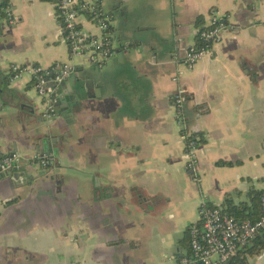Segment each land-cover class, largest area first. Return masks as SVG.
I'll use <instances>...</instances> for the list:
<instances>
[{
  "label": "crops",
  "instance_id": "crops-1",
  "mask_svg": "<svg viewBox=\"0 0 264 264\" xmlns=\"http://www.w3.org/2000/svg\"><path fill=\"white\" fill-rule=\"evenodd\" d=\"M83 1L110 18L118 54L94 66L101 98H86L76 122H48L30 77L13 81L9 68L92 65L70 57L55 0H7L16 23L1 22L0 85H11L0 95V160H33L42 133L61 153L47 169L31 161L53 180H0V264H178L203 199L260 218L250 193L264 190V0ZM212 10L229 29L190 69L187 48ZM79 22L98 34L89 16ZM180 86L201 137V183L186 170L172 101ZM249 264H264V251Z\"/></svg>",
  "mask_w": 264,
  "mask_h": 264
},
{
  "label": "built area",
  "instance_id": "built-area-1",
  "mask_svg": "<svg viewBox=\"0 0 264 264\" xmlns=\"http://www.w3.org/2000/svg\"><path fill=\"white\" fill-rule=\"evenodd\" d=\"M55 11L64 29V43L69 49L70 57H87L90 63L102 69L104 64L118 54L115 37L111 31L110 18L106 16L99 4L83 0H55ZM0 35L3 18L9 24L16 23L7 0H0ZM87 15L96 22L97 35L85 34L79 18ZM226 17L212 10L208 23L198 31L197 43L187 48L184 64L192 69L201 60L212 58L213 47L219 43L228 31ZM58 67L64 75H55ZM78 65L65 63L46 69L41 66L12 65L9 73L12 80H21L29 76L34 83L38 97L44 100L42 117L53 122L59 117L57 102L62 95L57 82L73 75ZM176 123L185 144L187 156L186 170L196 183L202 182L197 152L201 137L191 128L186 114L188 103L187 90L180 86L172 97ZM22 159L18 153L8 154L0 160V175L9 171L15 162ZM35 164L47 169L53 164V157L39 154L33 158ZM262 215L256 220L238 221L219 207L211 206L206 200L199 205V224L188 228L189 252L178 259V264H227L235 258L242 248L251 247L256 238L264 233V196L261 198Z\"/></svg>",
  "mask_w": 264,
  "mask_h": 264
},
{
  "label": "water",
  "instance_id": "water-1",
  "mask_svg": "<svg viewBox=\"0 0 264 264\" xmlns=\"http://www.w3.org/2000/svg\"><path fill=\"white\" fill-rule=\"evenodd\" d=\"M121 56H125L124 53H121ZM101 74L102 73L99 70L95 69L93 65L92 68H79L78 66L76 72L73 75L64 77L63 81L60 83L57 82V85L62 91V95L56 105L57 112L59 114H62L65 120L76 122L78 111H80V109H82V107L85 105L86 98H96V96L100 98L102 97V90L96 89V82L94 79L96 75ZM55 75H64L60 67H58V69L56 70ZM7 79L8 77L3 78L5 84L0 85V95L3 93L5 87L9 88L11 85L10 81H7ZM42 135L43 133L40 135L36 142V151L39 154L42 153L46 156L58 157L61 153L60 148L50 147L48 138ZM54 144H57V140L54 141ZM62 144V147H64L65 144L63 142ZM14 153L15 152H12V154ZM33 167L34 166L31 161L25 160V158L22 157L21 160L13 164V167L9 171L0 175V180L7 179L13 183H16L22 178H26L27 183H33L36 181V173L38 176L46 175L48 180L54 179V176L51 177L50 175H48L49 173L46 170H44V172L40 174L41 172L38 173L37 168Z\"/></svg>",
  "mask_w": 264,
  "mask_h": 264
},
{
  "label": "trees",
  "instance_id": "trees-1",
  "mask_svg": "<svg viewBox=\"0 0 264 264\" xmlns=\"http://www.w3.org/2000/svg\"><path fill=\"white\" fill-rule=\"evenodd\" d=\"M2 15L0 11V16ZM200 111V110H199ZM202 113L206 111H200ZM220 165L224 166H232V163L229 162H223L220 163ZM250 196L252 197V201L256 206H259L261 208V198L264 196V190L262 191H252L250 193ZM230 202V201H229ZM227 214L234 217L236 220L241 221L245 219L250 220H256L253 218H249V216H244L245 211L243 209H238L231 204L228 205V208L224 210ZM264 251V233L259 235L256 240L253 242V245L251 247L242 248L237 256L233 258L230 262L227 264H249V259L253 258L259 254H261Z\"/></svg>",
  "mask_w": 264,
  "mask_h": 264
},
{
  "label": "flooded vegetation",
  "instance_id": "flooded-vegetation-1",
  "mask_svg": "<svg viewBox=\"0 0 264 264\" xmlns=\"http://www.w3.org/2000/svg\"><path fill=\"white\" fill-rule=\"evenodd\" d=\"M53 159H54V161H53V164L51 166H53L55 164V158H53ZM55 180H56V178H55ZM56 182H58V180H56ZM140 203H141V200H140Z\"/></svg>",
  "mask_w": 264,
  "mask_h": 264
},
{
  "label": "rangeland",
  "instance_id": "rangeland-1",
  "mask_svg": "<svg viewBox=\"0 0 264 264\" xmlns=\"http://www.w3.org/2000/svg\"><path fill=\"white\" fill-rule=\"evenodd\" d=\"M87 58V57H86ZM88 59V58H87ZM99 184H96V186H98Z\"/></svg>",
  "mask_w": 264,
  "mask_h": 264
}]
</instances>
